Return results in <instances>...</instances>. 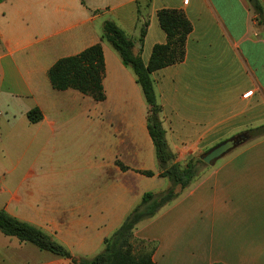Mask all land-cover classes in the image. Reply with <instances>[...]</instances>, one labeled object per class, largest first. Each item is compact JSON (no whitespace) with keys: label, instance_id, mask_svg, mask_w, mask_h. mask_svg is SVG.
<instances>
[{"label":"crops","instance_id":"crops-1","mask_svg":"<svg viewBox=\"0 0 264 264\" xmlns=\"http://www.w3.org/2000/svg\"><path fill=\"white\" fill-rule=\"evenodd\" d=\"M257 1L261 16L250 0H0V209L92 257L144 193L165 188L148 105L112 47L102 43L104 101L50 85L51 66L98 43L106 20L145 64L166 41L158 10L190 21L184 61L151 76L178 162L264 124ZM133 236L154 244L155 264H264V136L217 160ZM0 264L73 263L0 233Z\"/></svg>","mask_w":264,"mask_h":264},{"label":"trees","instance_id":"trees-1","mask_svg":"<svg viewBox=\"0 0 264 264\" xmlns=\"http://www.w3.org/2000/svg\"><path fill=\"white\" fill-rule=\"evenodd\" d=\"M250 2L254 11L261 16L262 7L258 1ZM156 19L166 41L164 44L153 46L146 64L140 54L134 52V40L115 22L106 20L101 28L99 42L76 55L57 60L48 70V79L52 89L56 91L71 89L92 98L95 102H102L105 100L102 85L105 72L102 43L112 47L122 64L133 72L148 105L147 130L154 145L159 176L169 181V187L157 193H144L119 227L109 237L104 238L101 250L92 257H73L64 246L42 230L0 209V233L5 237L31 244L56 257L70 259L73 264H155L152 260L154 244L134 238V230L140 223L151 219L161 208L177 199L208 168L200 157H192L184 164L179 163L168 147L162 127L161 107L157 102L151 77L156 71L184 61L186 40L192 31V25L184 11L179 9H160L156 12ZM146 27L147 23L141 31V41L145 36ZM26 117L30 123H37L42 119V114L38 108H33ZM238 136L245 138V141L262 137L264 124ZM121 168L127 169L124 166ZM141 173L148 177L153 175L150 171Z\"/></svg>","mask_w":264,"mask_h":264},{"label":"water","instance_id":"water-1","mask_svg":"<svg viewBox=\"0 0 264 264\" xmlns=\"http://www.w3.org/2000/svg\"><path fill=\"white\" fill-rule=\"evenodd\" d=\"M245 142V138L242 136H236L233 138H230L205 154L200 156L201 161L206 164L207 166H213L217 160L228 154L230 151H232L234 148H236L238 145H241Z\"/></svg>","mask_w":264,"mask_h":264},{"label":"rangeland","instance_id":"rangeland-1","mask_svg":"<svg viewBox=\"0 0 264 264\" xmlns=\"http://www.w3.org/2000/svg\"><path fill=\"white\" fill-rule=\"evenodd\" d=\"M166 139V138H165ZM168 145V144H167ZM169 147V146H168ZM192 157H200L199 155H192V156H189V157H186V159H184V160H181V161H179V163H181V164H184L188 159H190V158H192ZM210 166H208V168H209ZM207 168V169H208ZM206 169V170H207ZM205 173V172H204ZM165 182H166V186H165V188H163V190H165V189H167L168 187H169V185H170V183H169V181L166 179L165 180ZM162 190V191H163Z\"/></svg>","mask_w":264,"mask_h":264}]
</instances>
